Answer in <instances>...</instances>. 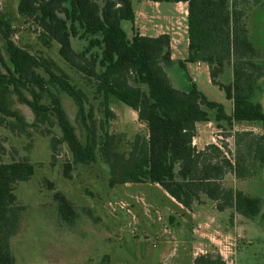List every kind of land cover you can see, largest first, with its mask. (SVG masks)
<instances>
[{"label":"trees","instance_id":"trees-1","mask_svg":"<svg viewBox=\"0 0 264 264\" xmlns=\"http://www.w3.org/2000/svg\"><path fill=\"white\" fill-rule=\"evenodd\" d=\"M152 1L187 3V56L179 64L205 63L210 82L232 101L229 114L222 104L209 100L188 75L184 88L172 85L167 73L174 62L168 33L148 36L133 29L131 37L127 36L121 21H134L131 0H18L16 9L26 27L43 44L56 43L58 56L87 78L94 94L101 96L103 115H114L108 106L112 95L135 110L146 129L128 149L118 150L115 134L107 129L98 141L85 91L50 57L16 43L17 29L1 8L0 126L15 136L30 138L32 131L49 134L53 159L65 144L70 153L63 164L65 176L70 175L72 165L92 163L100 153L109 166V186L154 182L189 211L212 201L218 211L231 209L254 220L261 198L228 181L230 176L237 181L260 172L264 175V106L257 98L264 91V62L249 33V0ZM255 4L264 5V0H255ZM72 38L85 43L75 49ZM227 69L231 79L225 82L222 77ZM61 92L75 104L80 134L63 108ZM197 122L230 128L234 122H253L260 132L234 131V151L225 141L197 148L193 143ZM54 127L59 130L57 136ZM5 139L0 136V264H16L9 239L18 231L24 207L17 203L13 190L17 182L30 178L34 167L11 152L10 160L2 161ZM47 185L53 188L50 181ZM53 197L60 213L73 215L61 192ZM260 222L264 228V216ZM192 264L233 263L219 253L205 252L198 253Z\"/></svg>","mask_w":264,"mask_h":264},{"label":"rangeland","instance_id":"rangeland-1","mask_svg":"<svg viewBox=\"0 0 264 264\" xmlns=\"http://www.w3.org/2000/svg\"><path fill=\"white\" fill-rule=\"evenodd\" d=\"M17 2L0 0L3 15L17 29L15 42L32 52L50 57L74 84L85 91L95 118L98 141L103 130L107 129L115 134L118 150L128 149L134 137L146 129L137 120L136 111L110 95L108 106L114 115H103L101 96L94 94L87 78L72 70L58 56L56 43L43 44L36 33L26 27L23 17L17 12ZM131 4L134 21H121L128 37L133 34V29L153 36L160 30L157 25L170 32V23L177 16L175 2H162L158 7L151 0H131ZM246 14L251 40L260 49L264 62V5L249 0ZM84 43L72 38L75 49L81 48ZM186 56L187 50L178 55L181 59ZM185 64V70L197 88L209 100L222 104L229 114L231 102L222 89L210 82L207 65L202 62L199 65L197 62ZM167 70L173 84L184 88L187 80L183 77V70L177 64ZM40 71L43 73L42 69ZM230 79L231 71L227 69L222 80L228 82ZM60 97L66 114L77 132L82 133L75 119L73 100L63 92ZM257 98L264 105V91ZM17 106L29 114L25 106ZM52 130L56 136L59 134L56 127ZM238 130L260 132L258 124L253 122H234L231 128L224 124L216 126L213 122L210 125L197 122V148H203L210 141H225L228 148L234 151L233 134ZM225 133L227 136H224ZM0 136H6L3 142L6 154L2 156V161H9L11 152L16 158L25 157L34 167L30 178L17 182L13 190L17 203L24 207L18 231L9 239L16 264H192L197 237L201 232L212 233L214 226L220 230L226 228L233 239H239L240 236H236L238 233L241 235L239 246L234 241L218 242L225 246L228 263L264 264V228L260 222L264 216V175L261 172L247 179L236 181L230 176L228 180L243 192L261 198L260 212L256 219L250 220L233 214L230 209L218 211L212 201L195 205L192 211H188L154 182H126L109 186V166L99 157L100 153L92 163L72 165L70 175L65 176L63 164L70 159V153L66 145L61 144L53 159L49 134L32 131L30 138L15 136L0 126ZM47 181L52 183L53 188L48 187ZM56 191L70 202L72 216L58 210V203L53 197ZM209 217L215 219L211 223L213 227L207 225ZM198 224L201 228H197ZM222 235L215 232L211 236L221 238Z\"/></svg>","mask_w":264,"mask_h":264},{"label":"crops","instance_id":"crops-1","mask_svg":"<svg viewBox=\"0 0 264 264\" xmlns=\"http://www.w3.org/2000/svg\"><path fill=\"white\" fill-rule=\"evenodd\" d=\"M152 2L154 4V6H156V7H158L162 3V2H155V1H152ZM175 4H176L175 14H177V16H175V19L173 20V22L170 23V25H171L170 28H169L170 32L168 33L167 31H163L162 28H161V26L160 25L159 26L157 25L156 27H158L160 29V30H158L157 34L166 32V33H168L170 35V37H171V41H170L171 57L174 60V62L172 63L171 66L168 67V69L171 68L174 64H177L179 66V68L183 70V77L185 78V80H187L186 79V76L188 75V73L185 70V67H186L185 66L186 65L185 63L186 62H183V66H181L179 64V61H184L185 57L182 58V59L178 57V55L181 54L182 51H186L187 50V43H188V39H187V25H186L187 3L186 2H183V1H179V2H175ZM166 28H167V26H165V29ZM136 31H138L140 34H144V32H141L139 30H136ZM157 34H155V35H157ZM200 63L201 62H197L198 65ZM169 73H168V76L170 78ZM170 81H171V79H170ZM171 83H172V85L174 87L178 88L177 86H175L173 84L172 81H171ZM180 89H182V88H180ZM262 98H263V96H262ZM228 100H230V99H228ZM230 102H231V110H232V101L230 100ZM262 104H263V102H262ZM207 124L210 125L211 122H207ZM195 131H196V125H195ZM196 135H197V132H196ZM196 135L194 136L193 143L197 147V145H196ZM212 137H211V139H212ZM210 142H212V141H210ZM213 142L214 143H217L215 141H213ZM194 208H195V206H194ZM230 211L232 212L231 209H230ZM234 216H236V215H234ZM209 219H211V223H213L215 221V219H213V217H209ZM211 223H210V225H211ZM210 227H213V226L211 225ZM233 228L235 229V225L233 226ZM212 229H215V230H213L212 233L211 232H207V231L201 232L200 235L197 237V245L195 246V250H194L193 255H192V260L197 255V253L199 251H203V252L204 251H206V252L207 251H215L216 253H218V252L221 253L222 252L221 245L220 244H217L215 241H213L212 238H216L218 241H221V242H223V240H225V239H226L227 242L234 241L236 243V245L239 246L238 243H240V239H241V235L239 233L236 235V236H240L239 239H237L238 240L237 241L236 239H233L232 237H230V235H229L230 232L229 231H226L225 230L226 228H224V230H220L219 228H217V226H214ZM215 232H220L223 235L221 236V238L220 237L217 238V237L211 236ZM207 246L209 247V249H208ZM237 249H238V247L236 248V250Z\"/></svg>","mask_w":264,"mask_h":264},{"label":"built area","instance_id":"built-area-1","mask_svg":"<svg viewBox=\"0 0 264 264\" xmlns=\"http://www.w3.org/2000/svg\"><path fill=\"white\" fill-rule=\"evenodd\" d=\"M210 223H211V219L208 220L207 225H209ZM200 227H201V224H198L197 228H200ZM212 240L215 241L217 244H218V242H219L216 238H212ZM225 240H226V239H225ZM220 245H221V250H222L221 253H222V254L219 253V252H218V253H219V254H220V255L226 260V259H227V255H226V253H225V251H224L225 246H224V244H220ZM199 252H200V253H205V251H204V252H203V251H199ZM199 252H198V253H199ZM198 253H197V254H198ZM226 261H227V260H226ZM227 262H228V261H227Z\"/></svg>","mask_w":264,"mask_h":264}]
</instances>
